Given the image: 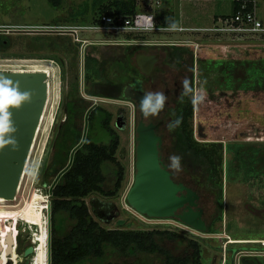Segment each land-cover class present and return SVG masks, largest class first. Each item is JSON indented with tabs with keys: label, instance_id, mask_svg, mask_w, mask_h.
I'll return each mask as SVG.
<instances>
[{
	"label": "rangeland",
	"instance_id": "rangeland-1",
	"mask_svg": "<svg viewBox=\"0 0 264 264\" xmlns=\"http://www.w3.org/2000/svg\"><path fill=\"white\" fill-rule=\"evenodd\" d=\"M94 1L63 0L60 7L54 8L47 0H0V70L33 69L26 66L28 64L59 67L60 95L57 104L53 107L52 103L48 108L47 116H52V122L33 178L36 188H23L39 192L47 200L43 207L48 220L50 186L58 172L68 164L71 147L81 140L87 109L96 104L112 113L111 125L120 136L116 156L125 167V176L116 195L93 192L84 198L95 220L106 228L157 227L195 238L199 241L204 264H222L223 261L225 264H242L244 259L255 258V255L264 264V155L256 157L255 148L249 146L264 143V34L242 40L200 29L199 32H181L193 35L190 38L182 36L179 39L182 41L176 42L178 40L166 38H176L179 32L142 33L145 41H153L150 43L158 44L160 40L159 45L153 47H159L166 53L168 63L189 72L193 93H206L202 103L193 105L191 124L194 138L202 142H221L223 146L222 189L210 181L202 164L193 171L181 161L183 170L176 173L202 195L208 229L206 233H200L175 219L148 218L135 212L126 202V193L134 177L136 105L126 99L87 94L93 83L107 81L105 76L112 75L113 68H108L111 64L116 60L123 61L129 51L123 43L125 36L122 33L95 32L89 28H69L91 24L99 11L98 6L93 5ZM150 1L139 0L138 9L152 12L161 23L165 18L161 8L152 7ZM107 2L112 1L105 0ZM256 2L257 16L264 23V0ZM205 5L208 6L205 11L212 13L213 5ZM85 9L87 14L78 20V13ZM203 25L211 27L213 22L204 21ZM130 37L139 38L135 35ZM108 39L112 41L105 42ZM178 44L188 48L180 50L179 60L172 55L181 46ZM99 66L101 73L98 76L96 70ZM87 68H92L93 72H90L89 79H85ZM33 73L47 74L48 71L38 68ZM189 99L185 97L181 104L168 110V122L179 116L180 107ZM167 123L162 128V154L169 163L170 155H180L181 135L179 127L169 132ZM91 132L90 127V137L93 138ZM96 133L97 140L108 139L102 131ZM102 168L105 174L103 186L111 188L113 164L103 163ZM24 178L27 179V175ZM6 180H10L9 177ZM3 222L10 225L16 234L26 235L28 232L19 220L0 221ZM72 226L73 221L67 214H61L55 233L62 237ZM171 246L176 251L174 245ZM79 264H163V257L146 253L123 256L109 248L104 257Z\"/></svg>",
	"mask_w": 264,
	"mask_h": 264
},
{
	"label": "trees",
	"instance_id": "trees-1",
	"mask_svg": "<svg viewBox=\"0 0 264 264\" xmlns=\"http://www.w3.org/2000/svg\"><path fill=\"white\" fill-rule=\"evenodd\" d=\"M47 1L54 8L60 7L63 3V0ZM111 1V3H105V0H95L93 5L98 6L99 13L109 16L117 14L132 16L139 11V0ZM243 1L234 0L232 15ZM87 12V9L79 12L78 20H82ZM156 23L159 24L158 21ZM131 35L126 34L125 36L129 38ZM137 36L139 38L134 39L145 40L144 35L136 34L135 37ZM129 46L127 45L126 49L129 51L125 53L123 61L116 60L108 67L109 70L113 68L112 75L107 73L108 75L105 76L109 80L93 83L87 92L88 95L123 99V88L129 83L127 80L132 79L133 75L138 72L134 57L139 46L142 45ZM183 47L185 46H180L172 54L177 60L181 56L180 50L188 49ZM87 59L85 57L86 62ZM87 69L85 79L90 78L92 71V68ZM99 73H101V66L96 70L98 76ZM192 116L193 104L189 99L180 107L178 116L182 118V123L179 126L181 161L193 171H197L202 164L210 181L222 189L224 163L222 143L196 140L193 136ZM111 119L112 113L109 110L95 106L88 117V128H92L93 138L90 137L88 129L86 139L82 146L75 151L70 167L62 174L50 192L51 264H79L88 259L102 258L109 248L123 256L133 253L160 254L163 257V264H204L199 241L195 238L184 237L177 231L157 227L106 228L91 216L84 198L93 192H99L106 196L116 195L125 176V167L116 156L120 145V136L111 125ZM98 131H102V134L105 133L108 139L97 140L95 136ZM74 146L71 147V150ZM249 146L255 148L256 157L264 155V143L250 144ZM103 163L113 164V185L111 188L103 186L105 182ZM61 214H67L68 218L73 221V226L66 235L59 237L55 233V227ZM171 245H174L176 251L171 249Z\"/></svg>",
	"mask_w": 264,
	"mask_h": 264
},
{
	"label": "water",
	"instance_id": "water-1",
	"mask_svg": "<svg viewBox=\"0 0 264 264\" xmlns=\"http://www.w3.org/2000/svg\"><path fill=\"white\" fill-rule=\"evenodd\" d=\"M157 54H145L138 52L135 56V63L144 75H149L154 64L158 61ZM43 73H30L25 77L18 74L13 76L0 75V94L9 95L19 87H25V91L20 92L21 106L26 111L25 119L27 126L24 130L27 137L31 136V126L37 121V115L41 111L45 98V86L42 84ZM140 90L132 89L128 84L122 92L123 99L135 103L138 112V120L135 127V162L134 177L131 186L126 193V202L135 212L148 218L155 219H175L191 229L206 233L208 229L207 221L204 217L205 210L200 206L201 194L183 180L174 178V172L167 167L162 156L163 136L159 133L163 120L157 123L145 122L139 109V101L143 94ZM12 104L16 100L12 98ZM93 104L86 111L84 117V130L80 142L71 150L68 164L56 175L50 186V192L58 182L62 174L70 167L74 153L84 143L87 135L88 117L95 108ZM165 112L164 110L160 113ZM3 192L8 190L3 189ZM50 203L48 205V226H47V264H51L50 248ZM5 253L11 252L13 244L12 233L5 236ZM3 248L0 245V255ZM34 251L35 247H30L26 253ZM2 258L0 257V264ZM242 264H253L251 261H244Z\"/></svg>",
	"mask_w": 264,
	"mask_h": 264
},
{
	"label": "flooded vegetation",
	"instance_id": "flooded-vegetation-1",
	"mask_svg": "<svg viewBox=\"0 0 264 264\" xmlns=\"http://www.w3.org/2000/svg\"><path fill=\"white\" fill-rule=\"evenodd\" d=\"M153 45H158V44L150 43V44H147V45H142L144 47H142V48L140 47L141 49L136 52V54L138 52H143L145 54H157L158 55L159 59L154 64L153 69L150 72V74L147 75V76L142 74V72L139 70V68L137 67V65L135 63V65H136V67L138 69V72L133 75L132 79H129L127 81L129 82L128 85H130L132 87V89L140 90L142 92L163 91L165 93V95L167 96L168 99H167L166 104H165V112L160 114L158 117L152 118V122L153 123H157L160 120H163V125L161 126L160 131H159V133L163 136L162 128L168 122V119H169L168 110L170 108H174V107L178 106L179 103L181 104V100L179 99V97H180V94L182 92V81L184 79H187L189 81V83H190V74H189L188 71L176 68V67L172 66L170 63H168L167 58H166V56H167L166 53L163 50H161L159 47H155V46L153 47ZM150 46H152V47H150ZM134 62H135V57H134ZM26 66H30L33 69L27 70V69H24V68H15L9 74L10 75L18 74L21 77H25L27 74L33 73L38 68H41L44 71H48L47 74L43 73L45 76L42 79V84L44 86H47L46 93H48V95H47L48 96V100L51 101L52 98L54 97L53 102H52L53 103V107H54L55 104H57V102L59 100V95H60V90H59L60 89L59 88L60 87V85H59V67H58V65L51 66L49 64H44V65H29L28 64ZM36 74H38V73H36ZM12 93L13 92H11L9 94V95H11V97L9 96L8 101L12 98V95H13ZM52 103H51V105H52ZM4 105H5V107H9V103L8 102H5ZM13 108L17 109L16 107H13ZM16 114L18 116L12 122L14 127H15V132L11 133V134H8V133L5 134L4 133L5 137H7V135H11L12 137L15 136L14 137L15 140H19L18 145L15 146L13 151L10 152V153H13V152H17L18 153L15 156V158H12V160L19 159L20 151L25 146L26 142H28V140H29L28 139L29 137L26 136V134H25L26 131L24 130V128H25L24 124H26V121H25L26 119H25V115L22 112V109L18 108ZM38 118H40V116H37V119ZM48 119L51 120L52 116L49 117ZM32 135L35 136L36 138H39L41 140L46 141L47 140L48 131H40V130L39 131H34L32 129ZM1 145H2V143H1ZM162 152H163V150H162ZM162 156H163V154H162ZM14 166L15 167L11 166L9 168L11 170L15 169L14 173L12 175L13 176L12 177V182L19 185V181H20L19 177L20 176H25V174L22 173L21 166H19V165H14ZM174 178L177 179V180H183L175 172H174ZM20 186L24 187V185H20ZM199 203H200V206H202L204 208V202H203L202 197H201ZM7 219H12V218H6L5 219V218L1 217L0 221L1 220H7ZM16 220H19V219H16ZM19 221H21V220H19ZM5 222L0 223V245L3 248L2 255H0V257L2 258V263L1 264H32V260H33L32 257L34 256L35 252L31 251V252L26 253V250L28 248H30L31 246L35 247L34 241L32 239L33 237L31 238L32 226H29V227L25 228V231H28L26 235L16 234L14 232V229L11 228L10 225H6ZM9 232L12 233L13 244H12L11 252L8 255H6L5 248H6L7 245L4 244V240H5V236ZM254 257L255 258H251V257L250 258H246V259L243 260V262L247 261V259H248L249 261L252 260L251 262L253 264H262L260 261H258V259L256 258L257 257L256 255Z\"/></svg>",
	"mask_w": 264,
	"mask_h": 264
},
{
	"label": "bare ground",
	"instance_id": "bare-ground-1",
	"mask_svg": "<svg viewBox=\"0 0 264 264\" xmlns=\"http://www.w3.org/2000/svg\"><path fill=\"white\" fill-rule=\"evenodd\" d=\"M12 71L13 69H1L0 75H10L9 73ZM46 90L47 86H45L44 104L41 108V111L37 115L40 116V118H38L37 121L31 126L34 131L50 130L49 128L52 119H48L51 116H47V113L52 102L48 100V93H46ZM21 91L25 90L23 88H18L15 91H12V98L16 100L15 104L11 103L12 98L8 101L9 96L11 97V95L0 94V116L6 112H10L11 121L13 122V120H15L18 116L16 114L18 108H21L23 114L26 116V111L21 106L20 100H18ZM5 102L9 103V107L13 106L17 109L5 107ZM28 139V142H26L25 146L20 151L19 159L12 160V164L21 166L22 173L28 177L25 179V176H22L19 181V185L12 182L14 170L3 168L5 162L2 161L3 152L0 150V218L19 219L25 224L26 227L32 226V237L35 244V253L32 257V264H47L46 257L48 222L47 216L45 215L46 210L45 207H43L47 200L39 192H33L34 190L25 191V188H29L31 190L36 188L33 178L36 174V167L40 161L39 155L42 152L41 150L46 141L36 138L32 134ZM17 154V152H13L8 154L7 157L15 158ZM13 161H17V163L14 164ZM6 177H9L10 180H6ZM20 185H24L25 188L21 187ZM3 189L8 191L3 192Z\"/></svg>",
	"mask_w": 264,
	"mask_h": 264
},
{
	"label": "built area",
	"instance_id": "built-area-1",
	"mask_svg": "<svg viewBox=\"0 0 264 264\" xmlns=\"http://www.w3.org/2000/svg\"><path fill=\"white\" fill-rule=\"evenodd\" d=\"M150 2L152 7H159L161 5V0H151ZM256 8V0H244L240 3L233 15L221 18L214 22L213 26L204 29L207 32L225 34L236 39H253L258 35L264 34V25L257 16ZM69 28L75 30L76 28H89L95 32L100 31L113 35L122 33L124 36L126 34L136 35L147 31L165 30V28L157 25L155 15L150 11H138L132 16H124L121 14L109 16L98 12L92 19L90 25H77ZM63 29H66V26ZM81 41L87 42L85 39H81ZM111 41L108 39L105 42ZM146 42L148 41L125 36L123 43L126 45H147L150 43V41L148 43ZM222 264H225V261Z\"/></svg>",
	"mask_w": 264,
	"mask_h": 264
},
{
	"label": "crops",
	"instance_id": "crops-1",
	"mask_svg": "<svg viewBox=\"0 0 264 264\" xmlns=\"http://www.w3.org/2000/svg\"><path fill=\"white\" fill-rule=\"evenodd\" d=\"M163 3L164 0H161L160 8L165 18H163V21H161V23H159V26L165 28V30L159 31L179 32L180 34H177L176 38H166L178 40L176 42H181L182 40L179 39L182 36H187L188 38H190L193 35H189V33L183 35L181 32H199L200 29L208 28L203 25L204 21L208 22L211 20L214 23L220 18L232 15L234 9V0H176V2L167 0L164 5ZM206 3H210L211 5H213L212 13H210L209 11H205L206 7H208L205 5ZM259 19L263 23V20L261 18ZM172 24H175V27H171ZM157 42L159 45L160 40H158ZM179 45L186 46L184 44H178V46ZM9 108H13V106H10ZM5 134L0 135L1 138H5L2 140L0 139V143H2V146H0V150L3 152L2 161L5 162L3 168L11 170L9 168L11 166H15L12 164V158H8L7 155L10 154L11 151H13L15 146L18 145L19 140L14 139L12 142H9L8 139H6L7 137H3L5 136Z\"/></svg>",
	"mask_w": 264,
	"mask_h": 264
},
{
	"label": "clouds",
	"instance_id": "clouds-1",
	"mask_svg": "<svg viewBox=\"0 0 264 264\" xmlns=\"http://www.w3.org/2000/svg\"><path fill=\"white\" fill-rule=\"evenodd\" d=\"M171 27H175V24H172ZM206 93L203 91L193 93V89L190 86V83L187 79L182 81V92L180 94L179 99L183 102L185 97H190L191 103L195 105H199L205 100ZM25 97L21 96L18 100H23ZM167 96L163 91H147L143 94L142 98L139 101V109L141 115L143 116L145 122H152V118L158 117L160 113L164 110L165 104L167 101ZM174 115V114H173ZM182 123V118L177 117L174 120H171L167 123L166 127L169 132L174 131L178 128ZM15 127L11 121V113L6 112L2 116H0V134L4 133H14ZM14 137L9 135L8 141L12 142ZM169 163L167 167L170 170H173L175 173H180L182 169L181 160L182 157L180 155H170Z\"/></svg>",
	"mask_w": 264,
	"mask_h": 264
}]
</instances>
